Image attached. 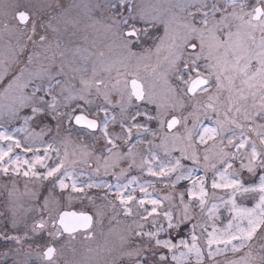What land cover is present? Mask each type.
I'll use <instances>...</instances> for the list:
<instances>
[{"label":"snow or ice","instance_id":"1","mask_svg":"<svg viewBox=\"0 0 264 264\" xmlns=\"http://www.w3.org/2000/svg\"><path fill=\"white\" fill-rule=\"evenodd\" d=\"M0 264H264V0H0Z\"/></svg>","mask_w":264,"mask_h":264}]
</instances>
